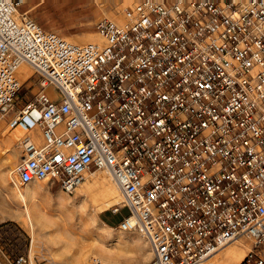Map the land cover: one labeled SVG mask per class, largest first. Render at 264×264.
<instances>
[{"label": "built area", "instance_id": "1", "mask_svg": "<svg viewBox=\"0 0 264 264\" xmlns=\"http://www.w3.org/2000/svg\"><path fill=\"white\" fill-rule=\"evenodd\" d=\"M91 2L116 15L121 3ZM27 3L0 0V115L26 81L37 88L9 119L25 132L13 185L72 195L104 173L123 198L111 213L129 212L117 228L145 238L148 264H209L236 241L242 264H264V0H134L85 44Z\"/></svg>", "mask_w": 264, "mask_h": 264}, {"label": "rangeland", "instance_id": "2", "mask_svg": "<svg viewBox=\"0 0 264 264\" xmlns=\"http://www.w3.org/2000/svg\"><path fill=\"white\" fill-rule=\"evenodd\" d=\"M35 1L28 0L23 8L34 21L45 20V26L52 28L50 31L69 42H98L89 40L94 37L93 34L81 38L71 37L80 32L96 33L95 23L87 24L89 20H86L91 15L87 10L93 9L89 0H83L87 5L86 11L78 7L74 0H53L56 6L50 12L34 8ZM133 1L120 0V5L115 9L117 15L115 12L103 14L118 19L122 9L129 7ZM19 74L23 82L31 72L25 68V72L20 69ZM36 92L33 81H26L14 108L0 115V264H14L19 256L26 258V264H74L76 261L86 264L91 257L99 258L103 264H148L151 256L146 243L138 234L122 232L116 226L129 212L124 208L118 214L111 213V208L120 205L122 200L119 196L116 199L118 201L111 198L107 187L110 181L104 173L88 175L72 195L64 194L56 185H50L52 191L49 193L48 182L31 186L35 192L29 205L32 229L28 225L24 207L17 196L18 192H25L26 188L13 185L12 176L20 161L18 144L22 136L12 133L14 130L9 128V119L32 100ZM34 134L38 136V131L35 130ZM101 183H104L103 187ZM71 235L73 238L69 239ZM132 236L142 245L141 250H135L133 244L107 240L110 237ZM242 243L243 246L235 249V243L227 248L233 249L235 263L245 258L247 245ZM227 249L219 256L225 254ZM223 259L227 260L228 257L224 255Z\"/></svg>", "mask_w": 264, "mask_h": 264}, {"label": "bare ground", "instance_id": "3", "mask_svg": "<svg viewBox=\"0 0 264 264\" xmlns=\"http://www.w3.org/2000/svg\"><path fill=\"white\" fill-rule=\"evenodd\" d=\"M98 36H99V35H98ZM99 38H100V36H99ZM66 40H67V39H66ZM98 42H102L101 38H100V41H98ZM23 68H27V67H26L25 65H22V66L18 69L17 73L19 74L20 69H23ZM27 69H28V71H30L29 68H27ZM30 72H31V71H30ZM19 76H20V74H19ZM27 77H28V76H27ZM9 128H10L11 130H18V131H20L21 133H23V136H24V134H25V132L21 131V130L18 129V128H11L10 126H9ZM22 138H23V137H22ZM105 175H107V174H105ZM91 176H92V175H91ZM106 177H107L108 180L110 181V182L108 183L107 187H108L109 190H110L111 198L116 200V199H118L117 197L119 196V197H120V200H123L122 195H121L120 187H119V185L117 184V182L115 181V179L112 178V177L109 176V175H107ZM44 182H47V181H44ZM35 184H37V183L28 184V185L24 186V187L26 188V191H25V192H18V193H17V196H18L19 200L21 201V203H22V205H23V207H24V214H25V216H26V220H27V222H28V225L30 226L31 229H32V223H31V218H32V217H30L29 205L32 203V201H33V199H34V195H35V192H34L33 189H31V188H32L31 186H33V185H35ZM100 185H101V187H103V186H104V183H101ZM60 191H61V190H60ZM61 192H62V191H61ZM63 193H64V192H63ZM64 194H65V193H64ZM116 201H118V200H116ZM41 211H43V208L41 209ZM31 214H32V212H31ZM32 215H33V214H32ZM34 217H35V216H34ZM26 220H25V221H26ZM133 232L136 233V234H138V236L144 241V243H146V245H147V247H148V250H149V253H150V256H151V258H152V252H151V249H150V247H149L147 241L145 240V238H144L140 233L135 232V231H133ZM139 234H140V235H139ZM108 236H109V235H108ZM68 238L71 239V238H73V236H72V235H71V236H68ZM110 238H111V239H110ZM110 238L107 239V240H111V241H113V242H125V243H128V244H133V247L135 248V250H136V249H137V250H141V249H142V245L139 244V241L135 239L136 237H133V236H132V237H129V238H126V237H118V238L110 237ZM234 243H235V244H238V243H241V242H240V241H236V242H234ZM234 243H232V244H234ZM232 244L227 245V246H225L224 248H221V249H219L218 251H216L215 254H213L212 256L209 257V261H208V263H209V264H215V262H216L217 258L219 257V255H220L224 250H226L227 248L231 247ZM134 245H135V246H134ZM74 264H79V262L76 261Z\"/></svg>", "mask_w": 264, "mask_h": 264}, {"label": "crops", "instance_id": "4", "mask_svg": "<svg viewBox=\"0 0 264 264\" xmlns=\"http://www.w3.org/2000/svg\"><path fill=\"white\" fill-rule=\"evenodd\" d=\"M75 3L77 2L78 3V7H80L82 10L86 11L87 9L85 8L87 5L83 2V0H74ZM93 9L91 10H87V11H90L91 15L89 14V17L87 16L86 17V20H89V22L87 24H96L100 19H102L104 17V14L103 12H100L94 5L93 3L91 2V0H89ZM56 6L55 2L53 0H36L34 2V8H39L42 10V12L44 11H53V8ZM31 18V17H30ZM40 27H42L43 29L45 30H52V28L48 27V26H45L46 24V21L45 20H42L40 19V22L38 21H35ZM94 35L93 38L89 39V40H98L100 41V38L97 34V31L96 33H77V34H74V35H71V37H79L81 38V36L83 35ZM76 42H78L79 40H75ZM82 44V43H80ZM22 71L25 72V68L22 69ZM21 76V75H20ZM12 133H14V135H18V137H23V135L21 134L20 131L18 130H14ZM52 191L51 189V186L49 185L48 187V192L50 193ZM119 203V202H118ZM244 244L241 242V243H238L236 244V246L233 247V249L239 247V246H243ZM233 249L232 250H228L227 249V252H225V254L219 256L217 258V264H242L244 262L243 258L242 259H238V261H236L235 263V254L233 252ZM226 255L228 257L227 260H224L223 259V256ZM245 259V258H244ZM229 260V261H228ZM243 260V261H242ZM233 262V263H232Z\"/></svg>", "mask_w": 264, "mask_h": 264}, {"label": "trees", "instance_id": "5", "mask_svg": "<svg viewBox=\"0 0 264 264\" xmlns=\"http://www.w3.org/2000/svg\"><path fill=\"white\" fill-rule=\"evenodd\" d=\"M113 224V223H112ZM117 226V225H116Z\"/></svg>", "mask_w": 264, "mask_h": 264}]
</instances>
